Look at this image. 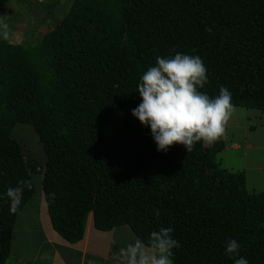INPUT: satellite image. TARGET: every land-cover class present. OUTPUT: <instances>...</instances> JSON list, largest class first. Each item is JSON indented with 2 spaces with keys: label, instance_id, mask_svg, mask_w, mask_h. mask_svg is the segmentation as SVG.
<instances>
[{
  "label": "trees",
  "instance_id": "1",
  "mask_svg": "<svg viewBox=\"0 0 264 264\" xmlns=\"http://www.w3.org/2000/svg\"><path fill=\"white\" fill-rule=\"evenodd\" d=\"M43 4L45 31L21 41L0 31V264L38 184L52 227L69 242L91 214L96 228L126 224L145 242L173 227L174 264H234L230 239L248 264H264V190L221 165L223 139L161 152L132 115L142 74L176 53L201 57L210 96L223 86L235 105L264 112V0ZM19 122L33 126L43 161L13 137Z\"/></svg>",
  "mask_w": 264,
  "mask_h": 264
},
{
  "label": "clouds",
  "instance_id": "2",
  "mask_svg": "<svg viewBox=\"0 0 264 264\" xmlns=\"http://www.w3.org/2000/svg\"><path fill=\"white\" fill-rule=\"evenodd\" d=\"M208 83L201 57L184 53L157 56L155 65L142 74L137 86L141 102L132 115L150 127L158 151L167 152L179 144L191 152L197 143L211 144L226 137L237 108L227 88L222 86L214 97L203 91ZM173 233V227L162 226L150 233L147 242L134 238L113 255V264H174L173 250L180 242ZM240 249L239 242L230 239L225 255L234 264H248Z\"/></svg>",
  "mask_w": 264,
  "mask_h": 264
},
{
  "label": "crops",
  "instance_id": "3",
  "mask_svg": "<svg viewBox=\"0 0 264 264\" xmlns=\"http://www.w3.org/2000/svg\"><path fill=\"white\" fill-rule=\"evenodd\" d=\"M44 1L46 0L35 4L32 10V0H0V23L2 24L0 31L11 33L21 28L25 37L45 31L46 24L45 28L42 24L49 21L47 16H51V14L46 11ZM228 169L232 170V168ZM244 174L246 178V173ZM41 194L33 195L27 203L34 204V199L38 200V204L42 203L43 196ZM18 219L19 214L15 221L13 234L17 233V237L19 235V243L17 248L10 250L5 264H89V261H94L95 264H113V255L118 249L137 238L126 224L116 225L107 230L96 228L92 224L91 214L87 218L82 238L74 242L62 238L51 223L50 229L47 230L40 217L37 222L33 223L29 220L24 221L26 219L18 222ZM26 231L41 233V236H36L38 239L33 241L32 249L24 248L27 245V240H30V236L24 234ZM23 235L27 240L21 238Z\"/></svg>",
  "mask_w": 264,
  "mask_h": 264
},
{
  "label": "rangeland",
  "instance_id": "4",
  "mask_svg": "<svg viewBox=\"0 0 264 264\" xmlns=\"http://www.w3.org/2000/svg\"><path fill=\"white\" fill-rule=\"evenodd\" d=\"M42 25L45 28V24ZM18 29L16 32L5 33V35H8L7 37L11 41H21L24 38V33L21 28ZM1 33L3 32L1 31ZM236 108V114L228 124L227 135L223 138L224 147L217 156L222 166L232 168V170H242L246 173L245 179H247L246 187L248 189L264 190V112L253 107L246 108L236 105ZM12 135L19 141L25 153L43 161L45 157L44 150L32 125L21 122L16 123L12 130ZM38 194H41L39 184L35 195L37 196ZM34 200V204L31 203L29 205L27 203L20 209L18 222L26 219L24 221L29 220V222L33 223L37 222L40 217L47 230L48 228L50 229L44 199H42L40 204H38V200ZM24 234L25 236H30V240H27L24 235L21 237L27 240V245L24 248L28 247L29 249H32L33 241L38 239L36 236H41L39 231H26ZM18 238L19 235L17 237V233H14L12 250L17 248L20 239Z\"/></svg>",
  "mask_w": 264,
  "mask_h": 264
}]
</instances>
